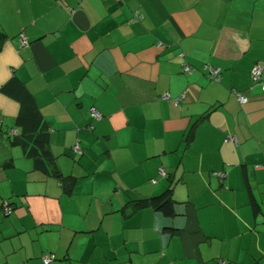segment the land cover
Segmentation results:
<instances>
[{
	"label": "crops",
	"instance_id": "1",
	"mask_svg": "<svg viewBox=\"0 0 264 264\" xmlns=\"http://www.w3.org/2000/svg\"><path fill=\"white\" fill-rule=\"evenodd\" d=\"M255 63L264 0H0V87L32 94L74 183L33 169L0 92V264H264ZM168 185L172 216L135 206Z\"/></svg>",
	"mask_w": 264,
	"mask_h": 264
},
{
	"label": "trees",
	"instance_id": "2",
	"mask_svg": "<svg viewBox=\"0 0 264 264\" xmlns=\"http://www.w3.org/2000/svg\"><path fill=\"white\" fill-rule=\"evenodd\" d=\"M0 92L19 105L16 122L21 127L23 136V138H19V143L24 155L32 160L33 169L58 179L62 183L66 195H70L74 185L73 177L63 176L55 167L54 158L48 147V134L40 129L42 114L32 94L14 75L0 87ZM172 187V185H168L159 195L137 200L135 206L146 204L161 211L166 216H172L174 214ZM4 205L11 207L9 202H3L2 211ZM42 257L43 255L41 262ZM42 264L44 263L42 262ZM253 264L259 263L254 262Z\"/></svg>",
	"mask_w": 264,
	"mask_h": 264
},
{
	"label": "built area",
	"instance_id": "3",
	"mask_svg": "<svg viewBox=\"0 0 264 264\" xmlns=\"http://www.w3.org/2000/svg\"><path fill=\"white\" fill-rule=\"evenodd\" d=\"M21 43H23L22 38H21ZM182 69L184 72H187V73L192 72V67L185 62L182 64ZM220 70L221 69L219 66H211L208 68L207 76L210 79L217 81L219 79ZM249 76H250L253 83H260V85L264 89V75H263L262 66L260 64L255 63L250 67ZM237 96H238L239 101H241V102L246 100V98L239 93L237 94ZM175 101H177V100H175ZM90 113H91V116L94 120H98L101 118L100 112L95 107L90 108ZM160 172L162 175H164L163 170H161ZM3 211L5 214H10L11 207L4 205ZM53 259H54V254L49 252V253H46L45 255H43L42 262L44 264H49L50 262H52Z\"/></svg>",
	"mask_w": 264,
	"mask_h": 264
}]
</instances>
